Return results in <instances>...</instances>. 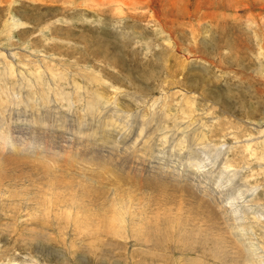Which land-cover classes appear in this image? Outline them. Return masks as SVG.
Wrapping results in <instances>:
<instances>
[{
  "label": "rangeland",
  "instance_id": "374dc122",
  "mask_svg": "<svg viewBox=\"0 0 264 264\" xmlns=\"http://www.w3.org/2000/svg\"><path fill=\"white\" fill-rule=\"evenodd\" d=\"M0 264H264V0H0Z\"/></svg>",
  "mask_w": 264,
  "mask_h": 264
},
{
  "label": "bare ground",
  "instance_id": "6f19581e",
  "mask_svg": "<svg viewBox=\"0 0 264 264\" xmlns=\"http://www.w3.org/2000/svg\"><path fill=\"white\" fill-rule=\"evenodd\" d=\"M92 144H95V145H96V147H97V146H99V145H101V144H103V143H92ZM92 144H90V145H92ZM95 145H94V146H95ZM88 148H92V147L90 146V147H87V149H88ZM94 148H95V147H94ZM31 149H32V148H31ZM33 150H34V149H33ZM91 150H92V149H91ZM92 155H93V154H92ZM195 165H197V166H198V165H199V163H196ZM119 168H120V167H119ZM196 169H197V168H196Z\"/></svg>",
  "mask_w": 264,
  "mask_h": 264
}]
</instances>
